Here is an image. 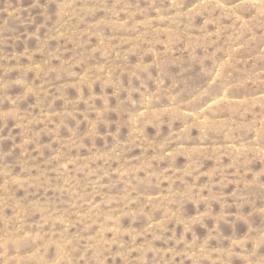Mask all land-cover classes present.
I'll use <instances>...</instances> for the list:
<instances>
[{
	"label": "rangeland",
	"instance_id": "1",
	"mask_svg": "<svg viewBox=\"0 0 264 264\" xmlns=\"http://www.w3.org/2000/svg\"><path fill=\"white\" fill-rule=\"evenodd\" d=\"M0 264H264V0H0Z\"/></svg>",
	"mask_w": 264,
	"mask_h": 264
}]
</instances>
